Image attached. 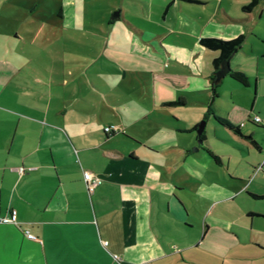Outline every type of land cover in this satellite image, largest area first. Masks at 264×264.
I'll return each instance as SVG.
<instances>
[{
	"label": "crops",
	"instance_id": "0c3cea01",
	"mask_svg": "<svg viewBox=\"0 0 264 264\" xmlns=\"http://www.w3.org/2000/svg\"><path fill=\"white\" fill-rule=\"evenodd\" d=\"M247 1L216 0V17L195 14L192 18L200 22L192 38L175 40L136 29L133 48H144L149 57L174 65L173 70L161 63L147 69L148 80L135 65L144 89L132 73L133 83L146 103L119 84L118 78L128 73L122 66L102 61V68L116 79L98 67L89 70L90 60L69 67L76 57L66 43L74 40L63 30L47 31L39 49L25 48L23 33L30 31L21 29V22L29 17L27 22L37 23L39 31L43 25L35 16L36 3L22 7L16 0H0V216L14 215V221H0V264H264V206L247 205L239 211L231 207L242 191L248 198L264 197L254 196L248 185L238 182L244 177L230 170L235 151L214 148L207 132L205 146L198 147L220 160L213 159L210 167L190 155L196 143L191 126L197 120L171 116L168 109L171 105L181 109L193 99L214 103L212 58L218 50L201 44V36L230 38L242 33L229 65L241 70L232 59L244 50L255 57L258 72L264 63V0L244 10L241 6ZM65 18L59 12L48 22L58 24ZM69 20L76 23L74 18L65 19ZM44 58L52 63L46 64ZM111 58L128 64L123 57ZM93 74L102 81L96 82ZM197 92H204V97H196ZM147 95L153 97L152 104ZM179 97L183 103L163 104ZM250 110L236 104L215 114L254 134L246 123L255 115ZM210 113L206 124L213 119L233 131ZM138 122L169 142L149 138L150 131L141 130ZM262 122L261 118L255 123ZM109 124L116 128L106 132ZM172 145L180 148L182 165L168 156L172 151L157 156ZM255 148L263 160L249 161L253 179L264 177V144ZM161 159L164 163L157 162ZM168 162L173 163L170 168ZM83 169L99 178L92 190L86 187ZM203 204V211H194ZM26 230L35 237H28Z\"/></svg>",
	"mask_w": 264,
	"mask_h": 264
},
{
	"label": "rangeland",
	"instance_id": "374dc122",
	"mask_svg": "<svg viewBox=\"0 0 264 264\" xmlns=\"http://www.w3.org/2000/svg\"><path fill=\"white\" fill-rule=\"evenodd\" d=\"M17 2L22 7L28 3H36V19L38 18V20L40 19L43 21L41 31L37 30V23L27 22L29 17L21 22V29L25 28L30 31L23 33L22 45L25 48L30 49L31 47H35L39 49L46 41L42 35L46 36L47 31L54 30L55 32L56 30H63V32L67 33L68 36H71L74 40V42L66 43V48L71 50L76 57L75 63H67L69 67H73V65L78 66V64H80L79 62L90 60L91 63L87 64L89 70L98 67L103 71L101 73L108 75L111 79H116L109 69L102 68V61H105L107 64L122 66L124 69L128 70V73L118 78L119 84L124 86L125 92L129 93L131 96H135L140 101L144 100L146 103L148 100L142 97L144 93L139 92L137 89L138 87L133 83L132 73L142 83L144 89V82L141 81L143 77L139 74L137 71L138 67L135 65H140L142 73L145 75L147 69L158 66L159 63H161L164 68L167 67V69L170 68L171 70L174 69V65L171 61L169 63L168 59L160 60L158 58L149 57L146 54L148 52L144 48H133L132 43L134 41L135 32H137L136 29L147 28L154 33L159 32L161 34H167V37H171V39L184 40V37L192 38L196 35L194 26L196 23L200 22V19L192 18L193 16L196 17L195 14L204 12L206 13L205 17L207 14L211 17L217 16L216 0H209L208 4L197 3L190 0H16V3ZM59 12L64 14V17H66L65 19L70 18L73 20L74 18L76 23L73 25L70 20L67 22L65 19L58 24L49 23V18H58ZM186 13L190 14L187 15ZM35 31L37 35L33 36L32 32L35 33ZM156 39L157 37L153 38V40ZM128 41H130V46L127 45ZM56 42L57 41H55V45L57 44ZM147 46L154 49L151 43ZM111 56L123 57L128 60V64H123L117 59L113 60L114 58H111ZM40 58L42 59L43 56L41 55ZM254 58V56L249 55L246 51L240 50L232 59L233 63L236 62L240 68L244 69L243 71L246 72L250 85H244L226 73L221 81L216 84L214 103H203L193 99L192 101L188 100L181 109L179 106L175 105L169 106L168 109H171L173 112L170 114L171 116L176 113L178 116L188 121L192 122L193 120H197L198 124L204 121L203 132L204 134L207 132L214 148L223 152L225 150L235 151L230 155V170L233 168L235 170L234 172L242 174L244 178L238 182H240L242 186L248 185L247 190L250 192L263 194L264 177H256L253 179V170L249 171L250 160L256 162L263 160L258 156L256 148L249 142H246L247 140L237 136L233 131L224 128L213 119L209 120L208 124L205 122L208 114H211V111L215 114L216 110H227L232 108L233 105L240 104L248 110L251 109V115L258 114L262 118V123H255L248 119L246 123L254 132L253 136L258 142L264 144V126L262 125L264 124V63L262 62V64H259L258 72L255 73ZM44 59L46 64L52 63L47 60L49 58ZM53 63L55 66L57 65L56 61ZM82 75L87 82L90 81L85 72H82ZM93 79L96 80V82L102 81V77L96 74H93ZM145 79L148 80L149 75H146ZM93 88L95 87L93 86ZM210 94H213V91H210ZM195 96L204 97V92H197ZM146 97L151 99L152 104L153 97L150 98L149 95ZM156 107L158 106L156 105ZM208 110H210V112H208ZM98 118L100 119L99 115ZM138 123L141 124L135 125H138L141 130L150 131L149 138H156L159 140L158 142H169L168 139H166L167 137L163 134L151 131L152 129H150L147 124L144 125L142 122ZM214 127H216V131L213 130ZM175 134L188 137L186 133L176 130ZM198 134L199 133H197L195 129L193 137L196 143H192L189 153L194 157L202 159L205 164L211 167L212 163L214 164L215 162L213 158L206 154V151L198 147V144L200 146H205L204 139L199 138ZM167 151H172L171 155H168L170 158L178 160L180 165L183 164V161H179L180 155L182 154L180 148L177 146L175 147L172 145L168 148H163L157 153V156L165 157L164 154ZM227 157V153L222 155L224 160H226ZM165 160L167 161V159ZM157 162L164 163L163 159ZM186 163L189 167L191 166L190 163ZM171 165H173V163H166V166L169 168ZM243 192L244 191L240 192L239 196L234 200L231 206L233 207V211L244 209L247 205L253 207L264 206V198H248L244 196ZM204 205L205 204L199 208L200 210L196 209L194 211H203ZM216 208H218L217 205L211 211H215ZM205 211H207V209Z\"/></svg>",
	"mask_w": 264,
	"mask_h": 264
},
{
	"label": "trees",
	"instance_id": "16d2710c",
	"mask_svg": "<svg viewBox=\"0 0 264 264\" xmlns=\"http://www.w3.org/2000/svg\"><path fill=\"white\" fill-rule=\"evenodd\" d=\"M190 1H199V0H190ZM257 1L258 0H248L247 2L242 4L241 8L244 10H249L254 4H256ZM243 38H244V35L242 33H240L234 37H230V38H223V37H219V36H201L199 38L200 43L203 44L205 47L218 50V54L212 58V70H215L218 68L219 63L222 59H228L229 60L231 58V56L240 48L241 43L243 41ZM227 73L232 78L238 80L239 82H241L244 85H247L249 83L248 76H247L246 72H244L243 70L230 67L229 70L227 71ZM213 79H214V74L212 72V74H211V88L213 91L212 99L216 94L215 87L217 84V83H214ZM183 102H184V100L181 97H179L176 99H170V100L163 101V104H179V103H183ZM209 109H210V107H209ZM208 112H210V110H208ZM213 116L219 123L225 125L226 127L233 130L235 133H237V134L241 135L242 137L248 139L255 147H259L258 140L250 132H244L241 129V126L239 123H235V122L231 121L230 119H228L224 116L218 115V114L213 113ZM253 117L251 119H248V120H251L253 122H260L261 118L259 120H256ZM197 125H198V123H195L193 126H191V128L192 129L196 128ZM262 125L264 126V124H262ZM104 130L106 132H111L114 129L106 130L104 128ZM198 135H199V138H201V139L204 138V133L202 131ZM208 152L210 153V155L213 157V159L215 161L218 162L220 160L218 155L212 153L210 150H208ZM252 194L254 196H257V197H264V194L263 195H258V194H254V193H252Z\"/></svg>",
	"mask_w": 264,
	"mask_h": 264
},
{
	"label": "built area",
	"instance_id": "2783aa9c",
	"mask_svg": "<svg viewBox=\"0 0 264 264\" xmlns=\"http://www.w3.org/2000/svg\"><path fill=\"white\" fill-rule=\"evenodd\" d=\"M253 118L256 120L260 119L259 115H254ZM104 128L106 130H111V129H115L116 126L114 124H109V125H106ZM19 169L23 170V166H20ZM83 177H84L85 184H86V187L88 190H92L93 187L95 186V184L99 180L98 176L93 171H91L89 169H83ZM0 221H4V222L14 221V215L10 214V215L0 216ZM25 233L28 237H33V238L35 237V235L33 233L29 232L28 230H26ZM102 242L105 244L107 241L103 240Z\"/></svg>",
	"mask_w": 264,
	"mask_h": 264
},
{
	"label": "water",
	"instance_id": "95a60500",
	"mask_svg": "<svg viewBox=\"0 0 264 264\" xmlns=\"http://www.w3.org/2000/svg\"><path fill=\"white\" fill-rule=\"evenodd\" d=\"M230 65H229V60L228 59H222L219 63V66L217 69L213 70L214 74V83L220 82L222 77L227 73L229 70ZM204 126V121H201L200 124L197 125L195 128L197 133H200L203 129ZM201 140V139H200Z\"/></svg>",
	"mask_w": 264,
	"mask_h": 264
}]
</instances>
